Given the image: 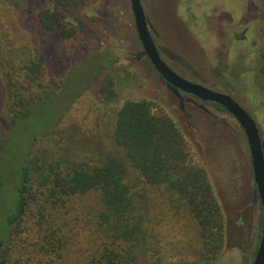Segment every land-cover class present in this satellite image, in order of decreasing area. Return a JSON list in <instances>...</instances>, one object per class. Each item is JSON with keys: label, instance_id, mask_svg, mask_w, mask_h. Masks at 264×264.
Returning <instances> with one entry per match:
<instances>
[{"label": "rangeland", "instance_id": "rangeland-1", "mask_svg": "<svg viewBox=\"0 0 264 264\" xmlns=\"http://www.w3.org/2000/svg\"><path fill=\"white\" fill-rule=\"evenodd\" d=\"M142 3L157 45L185 59L199 77L164 54L168 64L190 80L231 95L256 120L264 143V73L260 70L264 0ZM44 12L51 18V28L40 20ZM0 36V51L14 55L17 75L21 58H37L43 63L38 82L43 81L49 92L56 91L52 99L35 105L11 133L3 163L0 239L8 235L7 217L17 201L14 186L35 138L45 136L46 140L32 147L30 163L34 166L39 150L50 147L62 155L78 152L97 158L112 152L124 156L115 143L117 111L127 99H146L154 114L168 115L180 129L188 163L206 173L220 206L224 244L210 264L253 263L262 210L247 137L230 113L175 92L161 79L142 54L131 0L74 4L66 0H0ZM106 74L116 83L118 94L113 102L101 90ZM1 77L0 73V108ZM38 92L45 93L43 88ZM31 94L36 95V90ZM129 176L137 181L133 168ZM138 189L146 192V203L138 204L137 209L147 211L149 255L155 254L138 264L196 261L202 245L185 201L178 194L170 195L164 186L141 184ZM98 203L96 193H88L70 204L69 213L59 223V234L67 241L60 259L45 253L44 232L31 219L25 224L29 228L16 235L17 245L10 250L13 260L19 259L20 264H88L104 240L97 241L102 233Z\"/></svg>", "mask_w": 264, "mask_h": 264}, {"label": "trees", "instance_id": "trees-1", "mask_svg": "<svg viewBox=\"0 0 264 264\" xmlns=\"http://www.w3.org/2000/svg\"><path fill=\"white\" fill-rule=\"evenodd\" d=\"M66 1L74 4L81 0ZM47 17L44 12L40 20L45 28H51V18L48 20ZM2 39L0 36V47ZM162 50L199 77L185 59ZM13 56L0 51L3 97L0 108V208L5 184L3 163L15 124L35 105L52 99L56 92H49L43 81L38 82L43 70L41 60L21 58L17 75ZM260 70L264 73V52ZM101 84L104 98L113 102L118 93L111 75L106 74ZM37 87L43 88L45 93L38 92ZM33 90L36 95L31 94ZM114 134L115 143L125 152L124 156L112 152L97 158L78 152L62 155L50 147L39 150L41 154L37 155L36 166L30 163L32 147L46 137L33 140L14 186L17 201L7 217L8 235L0 239V264H20L19 259L13 260L10 250L17 245L16 235L29 228L25 224L31 219H36L38 228L44 232L41 236L45 253L60 259L66 247L62 246L67 241L63 242L59 234L62 229L59 223L69 213L70 204L88 193H96L98 197L102 233L97 241L104 239L88 264H138L149 259L155 254L149 255L147 211L141 213L137 209L138 204L142 207L146 203L145 190L140 193L138 189L141 184L164 186L170 195L178 194L185 201L198 226L202 251L196 261L184 264H210L215 259L224 244L220 206L206 173L188 163L186 142L174 121L168 115L154 114L146 99H127L117 111ZM131 168L137 173L135 182L129 176ZM44 223L47 227H43Z\"/></svg>", "mask_w": 264, "mask_h": 264}, {"label": "water", "instance_id": "water-1", "mask_svg": "<svg viewBox=\"0 0 264 264\" xmlns=\"http://www.w3.org/2000/svg\"><path fill=\"white\" fill-rule=\"evenodd\" d=\"M135 24L144 53L151 61L155 70L176 90L183 91L207 102H213L225 108L242 127L248 141L254 180L256 183L261 206L264 211V143L256 120L231 95L216 91L201 83L185 78L176 72L161 56L152 36L147 16L141 0H131ZM253 264H264V224L261 240Z\"/></svg>", "mask_w": 264, "mask_h": 264}, {"label": "flooded vegetation", "instance_id": "flooded-vegetation-1", "mask_svg": "<svg viewBox=\"0 0 264 264\" xmlns=\"http://www.w3.org/2000/svg\"><path fill=\"white\" fill-rule=\"evenodd\" d=\"M142 1V0H141ZM143 4V3H142ZM144 7V6H143ZM146 14V13H145ZM149 25V24H148ZM149 27H150V25H149ZM150 31H151V29H150ZM152 33V32H151ZM153 36V35H152ZM154 38V37H153ZM155 40V39H154ZM156 42V41H155ZM157 44V43H156ZM158 46V45H157ZM143 47V46H142ZM158 49H159V51H160V54H161V56H162V58H163V56H164V52H163V50L161 51V49H160V47L158 46ZM142 54H145L144 53V50H142ZM146 55V54H145ZM166 55V54H165ZM147 56V55H146ZM148 58V57H147ZM164 59V58H163ZM149 60V59H148ZM167 63H168V61L166 60V59H164ZM150 61V60H149ZM151 62V61H150ZM171 66V65H170ZM174 69V68H173ZM182 75V74H181ZM183 76V75H182ZM161 77V76H160ZM185 77V76H184ZM186 78V77H185ZM161 79H162V77H161ZM163 80V79H162ZM193 81V80H192ZM196 82V81H195ZM166 83V82H165ZM198 83H201V84H203L202 82H198ZM172 90H175V92H182V93H185V92H183V91H179V90H176L175 88H173L172 86H170L168 83H166ZM203 85H205V84H203ZM206 86V85H205ZM213 89V88H212ZM215 90V89H214ZM217 91V90H216ZM220 92V91H219ZM185 94H187V95H189V96H191V97H193V98H195V99H197V100H200V101H202V102H207V101H204V100H202V99H199V98H197V97H195V96H193V95H190V94H188V93H185ZM207 103H210V104H213V105H215L217 108H219V109H221V110H224V111H226V112H228L225 108H223L221 105H219V104H216V103H213V102H207ZM229 113V112H228ZM235 118V117H234ZM242 128V127H241ZM252 161V160H251ZM255 181V180H254ZM255 186H256V183H255ZM256 194H257V196H258V198H259V195H258V191H257V187H256ZM259 201H260V198H259ZM260 206H261V202H260ZM261 210H262V218H261V231H260V240H261V234H262V228H263V224H264V211H263V208H262V206H261ZM259 243H260V241H259ZM258 247H259V245H258ZM258 250V249H257ZM256 255V254H255ZM255 259V258H254ZM253 264V263H252Z\"/></svg>", "mask_w": 264, "mask_h": 264}]
</instances>
